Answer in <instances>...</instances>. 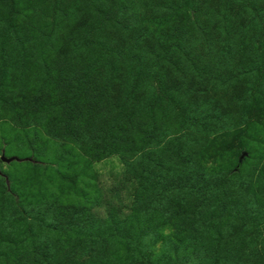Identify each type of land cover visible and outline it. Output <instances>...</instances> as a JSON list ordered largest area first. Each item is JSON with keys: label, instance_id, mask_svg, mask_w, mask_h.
Masks as SVG:
<instances>
[{"label": "rangeland", "instance_id": "1", "mask_svg": "<svg viewBox=\"0 0 264 264\" xmlns=\"http://www.w3.org/2000/svg\"><path fill=\"white\" fill-rule=\"evenodd\" d=\"M145 15L140 0H0V156L18 159L0 161V264H140L143 251L148 264H264V41L159 32ZM127 20L146 41L122 35ZM121 39L124 55L147 62L135 45H182L212 62L218 94L248 87L247 101L226 116L211 114L212 99L180 115L156 102L146 111L141 92L128 156L124 124L96 109L109 73L86 74ZM74 41H99L103 54H74ZM229 176L208 202V181ZM189 179L204 185L198 200L175 188Z\"/></svg>", "mask_w": 264, "mask_h": 264}, {"label": "trees", "instance_id": "2", "mask_svg": "<svg viewBox=\"0 0 264 264\" xmlns=\"http://www.w3.org/2000/svg\"><path fill=\"white\" fill-rule=\"evenodd\" d=\"M140 4L144 5V14H147L142 17V21L146 23L145 26L147 27L149 22L151 29L158 30L159 32H164L167 28H170V32L186 28L185 34L189 36V26H191L198 30V33L205 38L210 37L211 32H216L221 35L218 36L220 40L223 38V41H236L237 37V41H243L248 34L255 36V38L259 40L255 42H259L260 45L261 41H264V0H140ZM190 11V17L186 15L182 21L185 25L178 23L180 22L178 21V14L184 12L188 13ZM134 27H136L134 20H127L121 26L122 35L127 36L128 34L134 33L137 35L136 38H138V41H146L149 32L136 33L134 32ZM160 29H162V31H160ZM220 30H222L223 36ZM240 30H242V34L238 35ZM149 36L151 37V35ZM143 46L137 47V45H135L134 50L146 54H153L154 56L151 62H147L144 59L136 60L134 57H128L126 54L124 55L126 51V41L121 39L118 43H114L112 40L104 50V55H106V57L102 60L107 68L98 69V67H95L86 73L88 75H98L102 74L103 70H107L105 72L109 73L106 80L108 83L105 85L108 89V98L105 103L107 107L101 111L98 108L102 104L96 103L98 106L96 109L102 114L107 113L110 118L117 116L120 122L124 124L122 127H124L126 139L123 141L126 143L128 156H135L138 152L135 129L141 92L145 95L150 92L151 95L145 102L144 107L146 111H153V105L156 102L155 106H161L165 110H173L180 115L184 112L191 111L190 107L195 108L197 104H200L202 108L204 105L207 107L208 99H212L216 109L215 111H210L211 114L219 116V113H222L223 116H226L231 106H239V103H245L247 101V98L245 99V94L249 92L248 87L245 91L241 92L239 90L232 98L228 99H225L226 93L225 95L218 94L217 90L220 88V84L218 85V83L211 78V72L214 71L215 67H210L212 62L209 61L208 58H203L205 59L203 61L205 67H203L202 64L200 66L198 53H192L189 56L185 53L182 45L178 47V51L175 46L170 45L166 46L163 51L156 50L154 53H152L153 47L151 44L147 46V48ZM213 46L214 44L212 42L211 49ZM71 47H73L74 54H78L79 52L96 53L97 56H99L98 54H103L99 41H74ZM251 54H255L253 50H251ZM230 55H232V52L229 56ZM242 58V54H240V56H238V63L242 62ZM111 64L112 67H109ZM192 67L196 69L195 73L191 75L188 69ZM118 69H123V71ZM127 72L135 73L134 76L131 77ZM217 79L219 82H222L221 79ZM176 80L177 82H174ZM238 84L242 86L246 85L241 80ZM156 90L158 91L157 95H155ZM197 93L201 94L200 99H198ZM222 99L225 100V105L227 107L221 108L223 106L220 104L219 100ZM74 103L79 105L80 101L77 100ZM206 107L204 106V108L208 110ZM39 108H35L33 114H35ZM236 110L238 111L239 107ZM34 116L39 117L40 115L35 114ZM206 118H208V116ZM206 118L203 119V121H206ZM118 127H121V125ZM69 134L72 133L70 132ZM99 157H101V155L95 158L97 159ZM149 158L148 156V159ZM203 180L205 179L202 178L201 181ZM230 180L231 176L208 181L209 186L204 193V195H206V200L210 202V200L215 199L219 189L225 186L226 183H229ZM189 181L190 183L188 182L187 185L179 181L176 183L175 188L176 190L187 188L194 196L192 200H198L202 194L204 185L202 182H200L199 185H194L192 179H189ZM139 257L140 264H148L144 251Z\"/></svg>", "mask_w": 264, "mask_h": 264}, {"label": "water", "instance_id": "3", "mask_svg": "<svg viewBox=\"0 0 264 264\" xmlns=\"http://www.w3.org/2000/svg\"><path fill=\"white\" fill-rule=\"evenodd\" d=\"M245 156H246V152L243 151V152L241 153L240 157H239V163L242 161V159H243ZM15 160H18V159H17V158H14V157H12V158H6L4 155H1V156H0V161H1V162L10 163V162L15 161ZM0 174H1V171H0Z\"/></svg>", "mask_w": 264, "mask_h": 264}]
</instances>
